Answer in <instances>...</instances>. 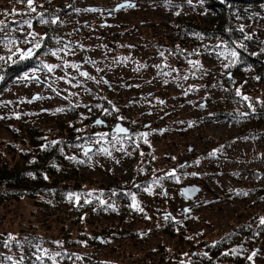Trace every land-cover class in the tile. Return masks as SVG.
I'll return each mask as SVG.
<instances>
[{
  "label": "rangeland",
  "instance_id": "obj_1",
  "mask_svg": "<svg viewBox=\"0 0 264 264\" xmlns=\"http://www.w3.org/2000/svg\"><path fill=\"white\" fill-rule=\"evenodd\" d=\"M126 1L35 0L37 10L31 12L19 0H0V20L6 25L0 31V55L33 48L29 33L44 37L40 43L48 49L38 56L43 68L17 76L1 94L0 167L29 171L36 153L33 137L41 136L37 144L42 147L62 133L70 136L69 129L88 135L68 154L74 166L62 175L70 189L66 196L48 208L28 197L0 203V245H21L19 257L10 253L13 261L4 256L1 264L21 262L26 237L47 249L43 255L56 264H205L206 245L221 237L229 254L248 258L255 252L250 264H264V226L259 224L264 218V121L256 115L264 110V82L249 69L232 70L225 36L204 31L211 23L201 0H130L135 7L111 11ZM88 8L100 11H83ZM39 13L58 22L41 23ZM239 22L264 60V20ZM183 24L196 30L186 29L183 36ZM189 61H198V67ZM65 62L79 64L96 80L79 76ZM46 64L57 67L49 72ZM72 77L78 87L65 82ZM101 78L108 83H97ZM113 106L119 111L104 114ZM96 119L106 124L93 125ZM117 122L134 141L123 140L124 151L111 143ZM251 123L256 129L247 133ZM142 132L149 133L148 144L140 139ZM101 133L110 134L108 143H96ZM85 146L93 148L79 155ZM215 149L221 150L209 156ZM173 170L179 182L166 175ZM133 171L146 175L139 187L126 184ZM186 185L199 187L192 199L181 193ZM147 187L151 193L144 191ZM116 189L129 200L116 199ZM88 192L92 196L81 195L79 202L68 198ZM130 194L142 212L131 207ZM0 252L8 254L1 246Z\"/></svg>",
  "mask_w": 264,
  "mask_h": 264
},
{
  "label": "trees",
  "instance_id": "obj_2",
  "mask_svg": "<svg viewBox=\"0 0 264 264\" xmlns=\"http://www.w3.org/2000/svg\"><path fill=\"white\" fill-rule=\"evenodd\" d=\"M201 4L207 10L208 18L211 23L210 29L204 31L208 33L210 37L224 35L228 42V46L231 48V52H237L235 58L231 57L232 70L237 72L239 70L249 69L252 71L253 77L264 82V60L260 58L261 51H254L249 43L251 42V39L249 37L246 38L244 31H241V25L239 22L241 19H250L251 17L264 20V0H201ZM186 29L190 31L196 30L191 24H183V36L187 34L185 31ZM47 52L48 49L45 44H41V47L36 49L32 57L23 60L19 58V51H17V54L12 57V61H7V57L12 55V52L5 51L1 54L0 56H4L5 60L0 61V77H2V79H0V97L10 83L16 80L17 76L26 71L43 68L38 56ZM225 79L228 80L227 78ZM258 114H262L261 120L264 121V110H262V112H257L256 115ZM251 129H256L253 127L252 123L250 125L248 124L247 133H250ZM60 130H63V128ZM67 131L70 136H68V134L63 136L62 133L61 138L49 140L42 147H39L37 144L41 136H37L35 139L33 137L31 139V144L36 146V153L33 156L34 162L31 164V169L29 171L20 170L18 168L6 169L0 167V203H4V201L7 200L19 199L20 197H28L34 199L38 207L48 208L51 203L66 196V192L70 189L65 186L67 178L62 177V175L65 174L66 169L73 168L74 166L72 162L74 157L71 155L69 156L68 154L73 152V148L75 150L74 143L76 141L80 142L84 139V136L85 138L88 136H80L81 133L77 129H69ZM76 145H78V143H76ZM78 154L85 156V154L80 151ZM69 157H72L73 159H69ZM262 174H264V171H262ZM71 176L72 175H69V178ZM144 176L146 175H143L142 173L137 174L133 171L129 178L126 179V184H129L130 186L140 185V183L143 182L142 177ZM45 177H47V179H45ZM116 190L117 191H113L116 193L114 196L116 199L129 200L128 195L123 194L120 189ZM107 191L108 189H105L103 192H100L101 196ZM261 196L264 197V195ZM261 196L259 197V200H261ZM39 197L40 199L42 198V200H39ZM89 206L93 209L99 207L100 210V205L97 203H89ZM248 236L249 234L246 231L244 239L249 238ZM30 238L31 237L25 238L27 241L24 243L23 249L26 250V253L21 256V262L18 264H56L52 257L43 255L44 249L41 245H39L41 251L38 252L35 247L38 244L31 243L32 241ZM222 238L223 237L212 244L206 245L207 255L204 254L205 259L203 261L205 264H250L248 258L243 254H229L227 241L225 238ZM33 240L37 242L38 239L34 238ZM0 246L6 248L7 253L9 254H3L0 256V264L3 263L4 256L5 258L6 256L12 257L10 253H14L16 257H19L21 254L16 249L21 247L17 242H6ZM225 253L228 254L225 255ZM37 255H43V261H38L36 259ZM11 261H13V259L8 260L7 262ZM91 263L97 264V261H92Z\"/></svg>",
  "mask_w": 264,
  "mask_h": 264
},
{
  "label": "snow or ice",
  "instance_id": "obj_3",
  "mask_svg": "<svg viewBox=\"0 0 264 264\" xmlns=\"http://www.w3.org/2000/svg\"><path fill=\"white\" fill-rule=\"evenodd\" d=\"M19 2H20V3H26L27 8H28L31 12H36L37 9H36V6H35V0H19ZM191 2H192V0H188V3H189V4H191ZM169 3H170V0H169ZM133 7H135V5H134L133 3H131L130 0H129V2H127V3L119 4V5L117 6V8L112 9L111 11L114 12V11H119V10H121V9L133 8ZM13 11L15 12V10H13ZM76 11L79 12V11H81V10H80V9H76ZM83 11H87V12H97V11H100V10H99V9H96V8H88V9H84ZM17 14H18V13H17ZM38 15L40 16L41 23H49V22H51L52 24H56V23L58 22V19H59L58 17H54V18H52V19L49 21V20H45V19H44V14H43V13H39ZM177 15H179V13H177ZM24 23L27 24L29 27L32 26V25H31V21H24ZM5 27H6L5 22H4L3 20H0V31H4V30H5ZM241 31H243V29H241ZM29 35L32 37V41H31V42H33V48H35V49H39V48L41 47V43H40V41H42V40L44 39V37H40L39 40H38V39H37V35H38V34L29 33ZM246 38H247V37H246ZM24 42H25V43H29L30 41L25 40ZM9 43H10V44H14L15 41L10 40ZM67 47H68V46L65 45V48H67ZM33 48H29V49H27V51L17 50V51L20 52V56H19V58H20L21 60H23V59H26V58H30V57H32V56L34 55ZM63 50H64V49H58V51H63ZM9 51L12 52V49H9ZM16 54H17L16 52H12V55H10V56L7 57V61H12V57L15 56ZM52 55H53V56H56V55H57V52H52ZM230 55H231L232 58H235V57L237 56V52H236V51H232V52L230 53ZM161 56H163V53H161ZM124 59L126 60V59H128V58L125 57ZM4 60H5V57H4V56H0V61H4ZM7 61H6V62H7ZM189 64H192L193 67L195 68V67H198L199 62H198V61H196V62H194V61H189ZM63 66H64V67H71L72 69L76 70V71L79 73V76H81V77H84V78H86V79H90V80H96V77L91 76L87 71H81V70H80V67H81V66H80L79 64H68L67 62H65ZM44 67L47 68V70H48L49 72H52L57 66H56V65H47V64H46V65H44ZM141 67H143V65H141ZM156 67H160V66L157 65ZM225 67H228V65H225ZM97 71H98V72H99V71H102V69H99V68H98ZM162 74H163V75H169V73H167V72H164V73H162ZM187 78H188L187 76L184 77V79H187ZM0 79H2V77H0ZM61 79H63V78H61ZM73 79H75V77H72V78L66 80L65 82L71 84L72 87H78L79 84H72V80H73ZM100 82H103V83H105V84L108 83V81H106V80H102V78H101V80H98V81H97V83H100ZM73 95H74V94H73ZM236 95H237V96L241 95L239 89L236 90ZM35 99H41V97H35ZM243 99H244V100H248V97H247V96H244ZM108 103L111 104V101H108ZM160 103H163V101H160ZM77 106H78V105H77ZM95 107L100 108V107H102V106H101V105H96ZM249 107H250V108L252 107L251 104H249ZM57 111H63V109H57ZM118 111H119V110H118L117 108H115V106L112 107L111 111H109V109H107V108H104V109H103L104 114H109V115L111 114V112H118ZM244 115H246V114H244ZM119 119H124V118H123V117H119ZM95 124H96V125L103 124V121L100 120V119H97V120L95 121ZM128 133H129V130H128L127 128L122 127V126H120V125H117V126L115 127V129H114V134H112V138H111V143H112L113 148H115L116 144L119 143V144H120V147H119V148H116V150H117V151H124L125 149H124V145H123V142H122V141H123V140L133 141V137L130 136V135H128ZM96 135L99 136V139L96 141V143H101V142L108 143V142H109V141H107V140L105 139L106 137H108V136L110 135L109 133H101V134H96ZM138 135H139L140 139H142L143 143L148 144V139H147V137H148V135H149L148 132H142V133H139ZM133 142H134V141H133ZM54 143H57V142H54ZM136 147L138 148L139 145L136 144ZM222 147H223V146H222ZM220 150H221V149H215V150H213L211 153H209V156L215 157L216 154H217V152L220 151ZM89 151H91V149H86V150H85V152H84L85 156L88 155V152H89ZM100 151H102V152L105 153L106 155H109V156L111 155V152H110L107 148H102V149H100ZM141 155H143V153H141ZM69 159H73V158H72V157H69ZM80 163H83V161H80ZM197 163H199V161H197ZM181 167H184V165H181ZM166 175H167V176L174 177V178L177 180V182H179V179H180V178H179L178 176H176V172H175V170H173V171L167 173ZM190 175L195 176L196 173L193 172V173H191ZM45 179H47V177H45ZM154 183H159V179L154 180ZM137 187H139V185H138ZM144 191L151 193V187L144 188ZM192 191H196V189H193ZM115 194H116V193H113V195H115ZM184 194L187 195V190L185 191ZM242 194H243V195H248V193H246V192H245V193H242ZM81 195H86V196H88V197H91V196H92V192H88V193H86V194L69 193V194H68V198H69V200H72L73 198H75V200H76L77 202H79L80 199H81ZM130 195H131V207H132L134 210H136V211H140V212H142L143 209L140 207L139 203L137 202L135 194H130ZM84 203H86V204H87V203H91V200H89V199H85V200H84ZM100 203H101V204H104V203H106V202H105V201H100ZM109 207H112V205H109ZM185 211H189V209H185ZM165 219H168V217L165 216ZM259 224H260L261 226H264V218H260ZM12 239L14 240L15 237H12ZM57 243H58V242H57ZM35 247H36V249H37L38 252L41 251L39 245H36ZM43 252H44V253H47V249H44ZM227 254H228V253H225V255H227ZM55 255H56V256H59V255H61V254H60V253H56ZM205 255H207V253H205ZM255 255H256V253L253 252V253H252V256H255ZM252 256H249L248 259L251 260V259H252ZM77 258H79V257H77ZM7 259H8V260H11L12 257H7ZM36 259H37L38 261H43L44 256H43V255H37V256H36Z\"/></svg>",
  "mask_w": 264,
  "mask_h": 264
},
{
  "label": "water",
  "instance_id": "obj_4",
  "mask_svg": "<svg viewBox=\"0 0 264 264\" xmlns=\"http://www.w3.org/2000/svg\"><path fill=\"white\" fill-rule=\"evenodd\" d=\"M128 1H126V2H122V3H127ZM122 3H120V4H122ZM119 5V4H118ZM117 5V6H118ZM117 6L115 7V8H117ZM29 48H32V47H28L27 49H29ZM27 49L25 50V51H27ZM97 120V119H96ZM95 120V121H96ZM95 121L93 122V125H96L95 124ZM105 123L103 122V124H100V125H104ZM117 125H120V126H122V127H125V128H127L126 126H124V125H122L121 123H119V122H117L115 125H114V127L111 129V131L114 133V129H115V127L117 126ZM128 129V128H127ZM129 130V129H128ZM130 134V130H129V133H128V135ZM92 146H85L84 147V150H86V149H91L92 150ZM193 189H196V191H192ZM187 190V195H185L184 193H185V191ZM199 192V187H197V186H195V185H186V186H183L182 188H181V193H182V195L185 197V198H187V199H192L197 193Z\"/></svg>",
  "mask_w": 264,
  "mask_h": 264
},
{
  "label": "flooded vegetation",
  "instance_id": "obj_5",
  "mask_svg": "<svg viewBox=\"0 0 264 264\" xmlns=\"http://www.w3.org/2000/svg\"><path fill=\"white\" fill-rule=\"evenodd\" d=\"M105 123V122H104ZM106 124V123H105Z\"/></svg>",
  "mask_w": 264,
  "mask_h": 264
}]
</instances>
